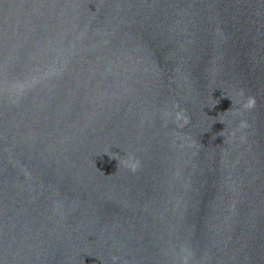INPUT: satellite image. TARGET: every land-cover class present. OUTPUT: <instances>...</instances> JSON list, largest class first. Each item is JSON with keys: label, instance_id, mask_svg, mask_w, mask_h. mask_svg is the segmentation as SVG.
Here are the masks:
<instances>
[{"label": "water", "instance_id": "1", "mask_svg": "<svg viewBox=\"0 0 264 264\" xmlns=\"http://www.w3.org/2000/svg\"><path fill=\"white\" fill-rule=\"evenodd\" d=\"M0 264H264V0H0Z\"/></svg>", "mask_w": 264, "mask_h": 264}]
</instances>
